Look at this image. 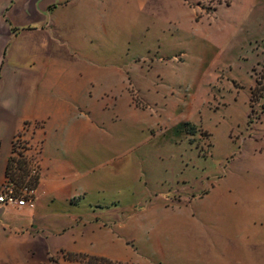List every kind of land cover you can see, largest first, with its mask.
I'll list each match as a JSON object with an SVG mask.
<instances>
[{
  "label": "rangeland",
  "instance_id": "rangeland-1",
  "mask_svg": "<svg viewBox=\"0 0 264 264\" xmlns=\"http://www.w3.org/2000/svg\"><path fill=\"white\" fill-rule=\"evenodd\" d=\"M100 1L92 15L99 26L84 46L111 73L103 99L108 119L126 112L104 126L107 154L120 146L121 177L132 176L121 197L183 206L208 196L203 185L217 181L220 192L205 201L213 202L209 208L221 201L211 224L198 218L213 230L209 245L196 242L186 225L167 227L131 240L129 261L112 260L264 264V96L251 101L256 79L264 83V0H166V15L150 27L127 11L133 0ZM192 14L199 24L186 18ZM129 101L154 115L132 119ZM40 264L68 262L59 252Z\"/></svg>",
  "mask_w": 264,
  "mask_h": 264
},
{
  "label": "crops",
  "instance_id": "crops-1",
  "mask_svg": "<svg viewBox=\"0 0 264 264\" xmlns=\"http://www.w3.org/2000/svg\"><path fill=\"white\" fill-rule=\"evenodd\" d=\"M133 1L127 11L136 10L149 27L160 25L166 0ZM99 5L100 0H0V190L8 181L15 138L26 123L34 128L25 137L40 146L35 206L0 203V264H40L59 252L127 262L133 251L129 242H138L146 231L154 235L186 225L196 242L206 245L214 235L211 226L198 221L206 218L211 224L213 211L221 208L219 197L214 208L205 201L220 192L217 181L203 185L208 196L183 206L121 197L122 188L130 190L132 176L121 177L120 146H114L116 152L111 146L107 154L104 126L126 112L108 119L103 99L111 73L99 64L102 57L84 46L99 26L97 16V24L92 22ZM186 18L199 24L193 14ZM128 104L132 119L154 115ZM176 185L170 179L167 191ZM218 230L220 239L222 226Z\"/></svg>",
  "mask_w": 264,
  "mask_h": 264
},
{
  "label": "trees",
  "instance_id": "trees-1",
  "mask_svg": "<svg viewBox=\"0 0 264 264\" xmlns=\"http://www.w3.org/2000/svg\"><path fill=\"white\" fill-rule=\"evenodd\" d=\"M262 96H264V83L261 79H256L251 101ZM26 125L29 126L30 124L26 123ZM25 150V147L17 146L14 143L13 156L6 172L8 177L6 185L18 194L23 190L36 192L40 184V166L37 162L27 158L24 154ZM60 254L68 264H121L109 258L97 257L90 254L69 252H60Z\"/></svg>",
  "mask_w": 264,
  "mask_h": 264
},
{
  "label": "built area",
  "instance_id": "built-area-1",
  "mask_svg": "<svg viewBox=\"0 0 264 264\" xmlns=\"http://www.w3.org/2000/svg\"><path fill=\"white\" fill-rule=\"evenodd\" d=\"M34 128L33 125H26L20 133L17 134L15 138V143L17 146L25 147L26 150L24 154L29 160L37 162L38 154L40 152V146H34L32 143L25 137L27 133H30ZM35 192L23 190L20 194L16 193L12 188L5 185L0 190V203L8 204L11 206L18 207H29L32 208L35 206Z\"/></svg>",
  "mask_w": 264,
  "mask_h": 264
}]
</instances>
